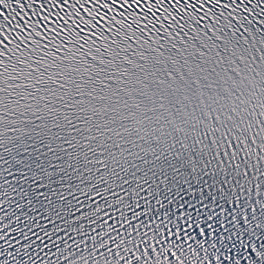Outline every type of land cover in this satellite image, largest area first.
Here are the masks:
<instances>
[{
	"label": "snow or ice",
	"instance_id": "6c2138e0",
	"mask_svg": "<svg viewBox=\"0 0 264 264\" xmlns=\"http://www.w3.org/2000/svg\"><path fill=\"white\" fill-rule=\"evenodd\" d=\"M0 264H264V0H0Z\"/></svg>",
	"mask_w": 264,
	"mask_h": 264
}]
</instances>
